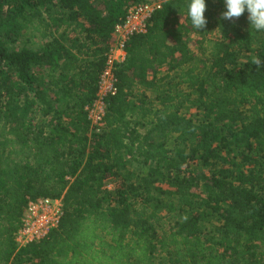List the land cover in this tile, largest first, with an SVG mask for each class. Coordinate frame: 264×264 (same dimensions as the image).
<instances>
[{
  "label": "trees",
  "instance_id": "1",
  "mask_svg": "<svg viewBox=\"0 0 264 264\" xmlns=\"http://www.w3.org/2000/svg\"><path fill=\"white\" fill-rule=\"evenodd\" d=\"M145 1L0 0V264H264V30L246 11L205 0L197 30L190 0L163 1L125 43L104 126L87 118L114 27ZM44 197L58 225L18 245Z\"/></svg>",
  "mask_w": 264,
  "mask_h": 264
},
{
  "label": "built area",
  "instance_id": "2",
  "mask_svg": "<svg viewBox=\"0 0 264 264\" xmlns=\"http://www.w3.org/2000/svg\"><path fill=\"white\" fill-rule=\"evenodd\" d=\"M163 1L165 0H146L129 6L123 19L114 27V40L106 53L104 67L99 74L95 98L85 107L87 118L96 130L104 126L106 99L117 92L114 69L116 63L125 58V43L132 35L147 31L152 14L160 8ZM61 216L60 198L28 199L22 226L15 236L16 243L24 245L44 237L58 225Z\"/></svg>",
  "mask_w": 264,
  "mask_h": 264
},
{
  "label": "clouds",
  "instance_id": "3",
  "mask_svg": "<svg viewBox=\"0 0 264 264\" xmlns=\"http://www.w3.org/2000/svg\"><path fill=\"white\" fill-rule=\"evenodd\" d=\"M226 11L221 14L222 19L232 20L239 18L245 11L248 13L249 24L257 31L264 30V0H224ZM206 10L205 0H190L188 17L194 29H202L207 21L204 17ZM252 63L257 68L262 66V61L257 57Z\"/></svg>",
  "mask_w": 264,
  "mask_h": 264
},
{
  "label": "rangeland",
  "instance_id": "4",
  "mask_svg": "<svg viewBox=\"0 0 264 264\" xmlns=\"http://www.w3.org/2000/svg\"><path fill=\"white\" fill-rule=\"evenodd\" d=\"M207 37L210 39L215 38L217 37V32L215 30H210ZM196 39H197L196 36H192V40L189 44V49L197 58H199L201 56V53H200L199 45L197 44ZM168 147L170 148L172 152L175 153L176 140L174 137H171L170 141L168 142ZM156 264H158L157 260H156Z\"/></svg>",
  "mask_w": 264,
  "mask_h": 264
}]
</instances>
